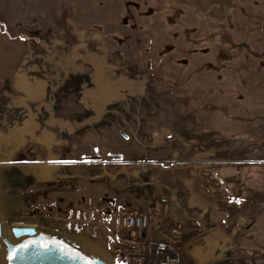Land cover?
<instances>
[{
    "label": "rangeland",
    "instance_id": "1",
    "mask_svg": "<svg viewBox=\"0 0 264 264\" xmlns=\"http://www.w3.org/2000/svg\"><path fill=\"white\" fill-rule=\"evenodd\" d=\"M120 214L264 264V0H0V223L111 255Z\"/></svg>",
    "mask_w": 264,
    "mask_h": 264
},
{
    "label": "water",
    "instance_id": "2",
    "mask_svg": "<svg viewBox=\"0 0 264 264\" xmlns=\"http://www.w3.org/2000/svg\"><path fill=\"white\" fill-rule=\"evenodd\" d=\"M5 227L11 229L15 241L23 243L24 239H28L31 242L18 247L6 242L10 255L5 259L0 254L2 264H114L109 254L105 253L99 245L85 237L56 234L60 239L89 251L91 255L90 261L84 257L73 255L57 244L43 242V237L47 234L35 226H8L0 223L1 241L5 239L2 233ZM9 257L13 258L9 259Z\"/></svg>",
    "mask_w": 264,
    "mask_h": 264
},
{
    "label": "built area",
    "instance_id": "3",
    "mask_svg": "<svg viewBox=\"0 0 264 264\" xmlns=\"http://www.w3.org/2000/svg\"><path fill=\"white\" fill-rule=\"evenodd\" d=\"M114 226L117 249L109 255L114 264H181L182 247L170 240L149 238L145 215H116Z\"/></svg>",
    "mask_w": 264,
    "mask_h": 264
},
{
    "label": "flooded vegetation",
    "instance_id": "4",
    "mask_svg": "<svg viewBox=\"0 0 264 264\" xmlns=\"http://www.w3.org/2000/svg\"><path fill=\"white\" fill-rule=\"evenodd\" d=\"M3 236H5L4 241L0 240V254L4 256L5 259L8 258L10 255L9 250L7 249V243L11 244L14 247H18L20 245H26L30 243L31 241L28 239H24L21 243L19 241H15L14 237L12 236L11 229L9 227H5L4 231L2 232ZM45 233V232H44ZM47 235L44 236L43 242L45 243H52V244H57L59 247H64L67 251L71 252L73 255H78L80 257H84L88 261L91 260V255L89 251L84 250L83 248H80L78 246H75L71 243H69L66 240L60 239L56 234L47 232ZM51 234V235H50Z\"/></svg>",
    "mask_w": 264,
    "mask_h": 264
},
{
    "label": "snow or ice",
    "instance_id": "5",
    "mask_svg": "<svg viewBox=\"0 0 264 264\" xmlns=\"http://www.w3.org/2000/svg\"><path fill=\"white\" fill-rule=\"evenodd\" d=\"M236 203H239V201H236ZM13 257H9V259H12Z\"/></svg>",
    "mask_w": 264,
    "mask_h": 264
},
{
    "label": "crops",
    "instance_id": "6",
    "mask_svg": "<svg viewBox=\"0 0 264 264\" xmlns=\"http://www.w3.org/2000/svg\"><path fill=\"white\" fill-rule=\"evenodd\" d=\"M161 240H167V239H161Z\"/></svg>",
    "mask_w": 264,
    "mask_h": 264
}]
</instances>
